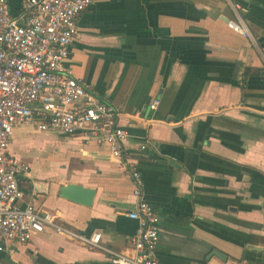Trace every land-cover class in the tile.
Returning a JSON list of instances; mask_svg holds the SVG:
<instances>
[{"label": "crops", "instance_id": "crops-1", "mask_svg": "<svg viewBox=\"0 0 264 264\" xmlns=\"http://www.w3.org/2000/svg\"><path fill=\"white\" fill-rule=\"evenodd\" d=\"M5 1L18 14L27 0ZM65 64L128 132L125 160L161 217L160 264H264V0H94ZM9 152L30 166L21 207L132 252L134 184L107 142L21 125ZM68 183L95 189L92 204L62 197ZM213 250L226 259H207ZM0 264L113 263L48 227L9 244Z\"/></svg>", "mask_w": 264, "mask_h": 264}, {"label": "built area", "instance_id": "built-area-1", "mask_svg": "<svg viewBox=\"0 0 264 264\" xmlns=\"http://www.w3.org/2000/svg\"><path fill=\"white\" fill-rule=\"evenodd\" d=\"M94 0H27L14 14L0 0V251L11 243L27 244L48 227L86 246L105 250L113 264H160L157 246L161 217L143 197L142 177L134 163L125 160L127 130L117 123L115 106L101 101L65 64L77 34V17ZM244 36L243 23L230 22ZM159 103L154 99L150 109ZM73 135L86 132L109 144L111 155L125 160L133 184L136 206L126 214L137 222L132 252H117L101 243V234L86 236L60 225L53 212L33 204L24 207L21 179L30 166L9 152L17 126ZM144 147V146H143Z\"/></svg>", "mask_w": 264, "mask_h": 264}, {"label": "water", "instance_id": "water-1", "mask_svg": "<svg viewBox=\"0 0 264 264\" xmlns=\"http://www.w3.org/2000/svg\"><path fill=\"white\" fill-rule=\"evenodd\" d=\"M95 192H96L95 189L84 187L82 185L74 184V183H68L66 185H62L60 188V195L62 197L85 205L92 204ZM251 247L254 249H258V247L256 246H251ZM213 256L226 259V257H224L225 255L218 250H213L210 253V255L207 257V259H210Z\"/></svg>", "mask_w": 264, "mask_h": 264}, {"label": "rangeland", "instance_id": "rangeland-1", "mask_svg": "<svg viewBox=\"0 0 264 264\" xmlns=\"http://www.w3.org/2000/svg\"><path fill=\"white\" fill-rule=\"evenodd\" d=\"M37 135H38V134H33V136H35V137H36Z\"/></svg>", "mask_w": 264, "mask_h": 264}]
</instances>
